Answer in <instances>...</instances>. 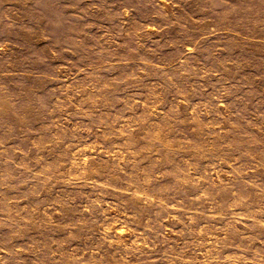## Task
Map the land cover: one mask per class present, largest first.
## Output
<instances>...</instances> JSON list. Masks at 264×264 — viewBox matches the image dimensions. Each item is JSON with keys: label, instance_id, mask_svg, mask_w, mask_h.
<instances>
[{"label": "rangeland", "instance_id": "374dc122", "mask_svg": "<svg viewBox=\"0 0 264 264\" xmlns=\"http://www.w3.org/2000/svg\"><path fill=\"white\" fill-rule=\"evenodd\" d=\"M0 264H264V3L0 0Z\"/></svg>", "mask_w": 264, "mask_h": 264}, {"label": "clouds", "instance_id": "9594fccd", "mask_svg": "<svg viewBox=\"0 0 264 264\" xmlns=\"http://www.w3.org/2000/svg\"><path fill=\"white\" fill-rule=\"evenodd\" d=\"M261 3H264V0H261Z\"/></svg>", "mask_w": 264, "mask_h": 264}]
</instances>
